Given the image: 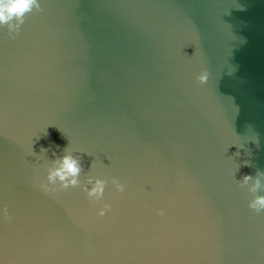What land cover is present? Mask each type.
Returning <instances> with one entry per match:
<instances>
[{"label":"water","instance_id":"95a60500","mask_svg":"<svg viewBox=\"0 0 264 264\" xmlns=\"http://www.w3.org/2000/svg\"><path fill=\"white\" fill-rule=\"evenodd\" d=\"M39 7L0 28V264H264V0ZM66 147L100 201L39 188Z\"/></svg>","mask_w":264,"mask_h":264},{"label":"clouds","instance_id":"9594fccd","mask_svg":"<svg viewBox=\"0 0 264 264\" xmlns=\"http://www.w3.org/2000/svg\"><path fill=\"white\" fill-rule=\"evenodd\" d=\"M34 8L40 11L39 0H0V28L7 26L9 34L16 33L24 23L25 15L32 12ZM197 79L200 83L206 82L207 73H202ZM258 142L257 138L256 143ZM233 145L237 148V152H235L234 155L238 156L239 149L243 146L232 144L229 147ZM67 149L68 147L63 150V155L52 160L47 158L46 153L48 149H40V154L37 156L42 159L43 163L46 165V183L39 184V188L46 194H53L57 191V188L59 190H65L79 186L80 190L84 192L90 200L100 201L104 195L106 181L89 176L81 183L79 179L81 162ZM32 154L34 153L32 152ZM243 166H248V162L244 161ZM239 167L240 165H236L235 171H237ZM262 181H264V172H257L255 178L250 175H244L237 181L240 187H246L247 191L253 194V198L248 202L247 207L257 213L264 211V196L255 195L258 190H264ZM111 183L117 192H124V184L119 183L115 179H113ZM109 211L110 205L104 204L98 209L97 215L103 217Z\"/></svg>","mask_w":264,"mask_h":264}]
</instances>
